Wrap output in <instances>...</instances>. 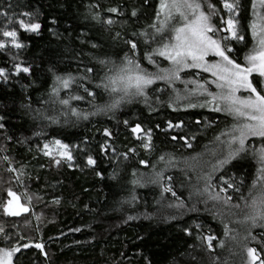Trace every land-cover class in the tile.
<instances>
[{
  "label": "trees",
  "instance_id": "1",
  "mask_svg": "<svg viewBox=\"0 0 264 264\" xmlns=\"http://www.w3.org/2000/svg\"><path fill=\"white\" fill-rule=\"evenodd\" d=\"M204 1L218 9L213 21L219 26V2L201 0L204 9ZM159 2L0 0V12L41 25L38 33L26 32L0 16V30H17L23 45L0 50V68L9 73L7 80L0 78V248H21L15 264H246L248 247L264 258V222L253 227L246 219L248 204L264 194L256 158L262 139L246 140L243 152L220 165L235 121L223 110H211L206 103L211 99L190 82L157 79L146 89L147 99L125 98L114 110L98 111L119 98L96 85L126 53L149 73L170 69L161 56H152V63L145 59L160 43L159 36L153 41L150 27ZM239 5L246 42L233 43L232 56L243 64L253 44L251 0ZM112 7L118 12H109ZM108 19L113 24L104 22ZM128 41L138 45L135 53ZM16 64L30 72L13 75ZM89 67L93 72L86 71ZM69 76L70 87L54 95L56 78ZM179 76L210 86L204 83L208 75L194 70ZM77 95L82 98L71 99ZM137 124L152 132L148 149L131 131ZM55 140L75 147L72 166L43 155L44 145ZM89 156L94 165L87 164ZM9 190L22 200L27 196L28 212L3 213ZM208 236L214 237L211 246ZM26 244H41L43 251Z\"/></svg>",
  "mask_w": 264,
  "mask_h": 264
},
{
  "label": "snow or ice",
  "instance_id": "2",
  "mask_svg": "<svg viewBox=\"0 0 264 264\" xmlns=\"http://www.w3.org/2000/svg\"><path fill=\"white\" fill-rule=\"evenodd\" d=\"M223 8L228 14V18L225 21L221 18L220 25L214 23L213 17L217 16L218 9L213 3H207L208 11L203 10L204 5L201 0H160L156 9V21L150 25L155 29V35L152 37L155 41L156 36L160 37L159 46L153 49L152 53L145 56V59L152 63V56L158 55L168 60L172 65L170 69H161V75L149 73L141 67L136 59L129 54H125L124 61L120 65H115L108 69L100 84H97V88H103L108 94H119V98H114L110 104H106L98 108V111H111L116 109L125 98L129 100L134 97H145L146 89L155 83L157 79L166 80L171 83L173 80H179V73L187 68H196L203 72L210 73L215 79L211 81L214 83L219 91L215 94L208 93L212 97L211 100L206 103L212 104L213 111H227L233 115L234 118H242L245 123L239 124L235 127V131L239 133V136H232L229 141V145L236 142L239 143V148H230L227 158L219 161L220 165L230 163L235 159L239 153L244 151L245 140L249 136L260 137L264 141V91H260L261 87H264V0H251V12L252 19L248 25V31L252 37V47L244 55V63L238 62V59L233 58L232 53L236 51L235 45L232 41L246 42V37L241 34L238 24L239 21L233 17L239 16V0H221ZM111 13H117L118 8L112 7L108 9ZM136 11L132 12V16H136ZM22 16H31L30 13H23ZM0 16H4L6 19V25L12 23H19L20 29L26 32H37L41 25L39 23H33L29 19L14 20L13 17L8 16L6 12H0ZM177 17L179 19H177ZM98 19V17H93ZM108 25L113 24L111 19L104 21ZM224 33V35H219ZM0 35L4 37V40L0 41V50L6 49L9 46L20 49L23 45L18 41V31L6 26L3 30H0ZM145 35V33H141ZM131 44L133 53L137 49L138 45L135 42L128 41ZM96 47V45H93ZM212 56L217 59L215 62H209L207 57ZM101 65L107 66L108 61L100 60ZM15 72L13 75L19 73H29V67H23L20 64L14 65ZM88 73L93 72V68H86ZM253 73H257L261 78L260 82H255L250 79ZM9 73L5 69L0 68V78L7 80ZM71 76L69 77H57L56 85L53 89V94L58 95L59 89H68L73 83ZM83 79V77L81 78ZM254 84L256 86H254ZM198 88H203V85H197ZM241 90L249 93L246 97L237 96L236 93ZM85 91H88L85 88ZM90 96H95L94 92L88 91ZM82 97L72 96L71 99L79 100ZM217 101H222L225 107L222 109ZM63 105H68L69 100L62 99L60 101ZM171 107V105H169ZM191 107H196L195 104H191ZM203 106V105H201ZM72 114L77 115L75 109H72ZM87 119V116L84 117ZM127 124V121H125ZM2 127V125H0ZM169 127H172L169 124ZM180 127V125H176ZM132 133L136 135L137 139L145 140L146 143L143 147L148 149L152 144V132L148 130L144 131L140 124H137L131 129ZM143 132V136L140 134ZM105 136L109 135L108 131H105ZM172 139H176L175 136ZM219 139V137H217ZM185 143H188L185 141ZM55 149L49 144L44 145V154L46 156L52 155L53 151H58V155L61 158H67L71 161L72 156L68 150V145L61 143V141H54ZM191 147V144L188 143ZM257 159L261 165L258 172L262 174L259 178H264V147H262L256 154ZM164 157H161L163 160ZM87 163L94 165L95 161L91 156L88 157ZM143 163V161H142ZM56 164H60V160H56ZM12 171L11 168L8 169ZM223 183L227 184L228 188H233V184L227 180H223ZM209 187H211L209 185ZM255 187V183L253 185ZM171 189L165 188V191ZM221 191H225L221 188ZM8 196L11 197L4 206V213L7 216H18L22 212H27L29 209L24 207L20 203V197L17 196L11 190L8 191ZM219 199V196L214 197ZM231 199V197H226ZM253 211L246 219L252 221L253 227L256 226L257 221L264 222V194H261L259 201L253 198L252 205ZM3 229L0 228V233ZM211 246V241L214 239L212 236L206 238ZM264 244V240L260 241ZM23 247H35L43 251V245L41 244H26ZM21 251L19 246L0 248V264H15L14 257ZM246 264H264V258L257 252L255 247H248Z\"/></svg>",
  "mask_w": 264,
  "mask_h": 264
},
{
  "label": "rangeland",
  "instance_id": "3",
  "mask_svg": "<svg viewBox=\"0 0 264 264\" xmlns=\"http://www.w3.org/2000/svg\"><path fill=\"white\" fill-rule=\"evenodd\" d=\"M218 2H219V4H220V8H221V11H222V16H221V18H223L225 21L227 20V18H228V14H227V12H226V10L223 8V4H222V2H221V0H217ZM209 2V1H208ZM208 2H205L204 1V4H205V6H206V9H204L203 8V10H205V11H208V9H207V3ZM203 3V2H202ZM233 17L236 19V20H238V17L237 16H235V13L233 14ZM220 18V19H221ZM177 19H179L178 17H177ZM238 27H239V24H238ZM219 35H224V33H220ZM232 43H235V44H240L241 42H236V41H232ZM9 45H11V43H10V41H9ZM217 58L216 57H212V56H209V57H207V60L209 61V62H215V60H216ZM243 63H244V60H243ZM172 67V65L170 64V68ZM185 70H194V71H196V72H199V73H202V74H204V75H208V78H206V81L207 82H204L205 84L207 83V85H210V86H205L204 85V87L202 88V89H200V88H197V85H199L198 83H196V82H194V81H186V80H173L172 82H190L191 83V85L192 86H195L194 88H197V90H198V92H200V93H205V95H207L210 99H212V97L210 96V95H208V93H212V94H215V93H217L218 91H219V89H217L216 88V86H215V84L214 83H211V81H213L215 78L210 74V73H208V72H203V71H201V70H199V69H196V68H187V69H184L183 71H185ZM182 72V71H181ZM252 75H256L257 77H259L258 76V74L257 73H253ZM260 78V77H259ZM250 79H251V77H250ZM261 81V78L260 79H256V81L255 82H260ZM168 82V81H167ZM254 86H256L255 84H254ZM260 91H264V87H261L260 89H259ZM236 95L237 96H240V97H246V96H248L249 95V93H247L246 91H244V90H241L240 92H237L236 93ZM216 103H218L219 105H220V107L223 109L224 107H225V105H224V103L222 102V101H217ZM225 113H227V114H229L227 111H224ZM231 117H232V119L235 121V124H234V127H233V133H234V135L235 136H239V133L238 132H236L234 129H235V127L236 126H238L239 124H242V123H245L246 121H244L242 118H240V119H237V118H234V116L233 115H231V114H229ZM141 136H143V132L140 134ZM261 139L260 137H255V136H249L246 140H248V139ZM231 139H232V136H231ZM231 139H228V141L226 142V150H227V154H228V150H230V148H232L233 146L232 145H229V141L231 140ZM140 141H141V143H142V145L144 144V143H146V141L145 140H142V139H139ZM245 140V141H246ZM56 141V140H55ZM50 146H52L53 147V149H55V145H54V141H52V142H50V143H48ZM236 144H238L237 146H236V148H239V143L238 142H236ZM68 150H69V152L71 153V156H72V159H71V161H69L67 158H61L59 155H58V151H53V153H52V155H50V156H47L48 158H51V159H54V160H62L63 162H65L68 166H72L73 164H74V151H75V147H72V146H69L68 147ZM44 151H45V149L43 148V155L44 156H46L45 154H44ZM259 152V150L257 151V153ZM256 158H257V155H256ZM87 161H88V159H87ZM258 163H259V161H258ZM88 164V163H87ZM261 167V165H260V163H259V168ZM262 176V174L260 173V177ZM263 180H264V178H262ZM262 179L261 178H259V179H257V181H258V183H262ZM7 194V199H6V201H5V203H4V206L7 204V201L9 200V199H11V197H9L8 196V192H6ZM261 194L262 193H258V194H256L257 196H255L254 198H256L257 199V201H259V198H260V196H261ZM17 195V194H16ZM18 196V195H17ZM20 197V196H19ZM253 201V200H252ZM252 201L248 204L249 205V213H250V215L252 214V211H253V209H252V207H250L251 205H252ZM20 203H21V205L22 206H24V207H27L28 209H30L31 208V201L29 200V199H27V196L24 198V200H22V198L20 197ZM26 203V204H25ZM4 206H3V209H4ZM28 212V211H27ZM3 213H4V210H3ZM24 213H26V212H22L21 214H24ZM5 214V213H4ZM249 215V216H250ZM7 216V215H6ZM19 216V215H18ZM248 221V220H247Z\"/></svg>",
  "mask_w": 264,
  "mask_h": 264
}]
</instances>
